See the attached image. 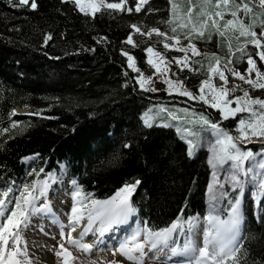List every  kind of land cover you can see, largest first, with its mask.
<instances>
[{"label": "trees", "instance_id": "16d2710c", "mask_svg": "<svg viewBox=\"0 0 264 264\" xmlns=\"http://www.w3.org/2000/svg\"><path fill=\"white\" fill-rule=\"evenodd\" d=\"M37 4L35 10L13 8L8 0H0V190L7 186L17 190L65 164L71 180L97 199L140 180L132 201L142 223L153 230L169 226L178 216L185 223L190 216L205 215L211 174L206 154L200 150L188 158L186 145L174 130L143 124L142 115L149 107L175 102H167L162 93L140 90L137 75L121 52H129L147 76L153 74L147 47L171 59L172 54L159 44L160 37L134 36L135 45L126 43V38L133 24L142 31L157 27L169 33L172 24L166 21L173 0H149L139 13L102 9L94 17L79 12L70 1L37 0ZM126 6L134 9L135 0H127ZM48 33L52 39L45 45ZM206 37L198 43L213 46ZM205 72L192 75L171 68L170 73L197 83ZM18 108L38 114L12 115ZM199 111L218 119L209 108ZM12 121L18 122L16 128ZM107 132H114V137ZM125 136L132 139L133 148L123 149L119 160L112 162V151ZM25 157L36 158L32 172L22 163ZM246 218L248 264H260L264 220L256 221L252 202L247 204Z\"/></svg>", "mask_w": 264, "mask_h": 264}, {"label": "snow or ice", "instance_id": "6c2138e0", "mask_svg": "<svg viewBox=\"0 0 264 264\" xmlns=\"http://www.w3.org/2000/svg\"><path fill=\"white\" fill-rule=\"evenodd\" d=\"M67 3L69 0H61ZM74 8L81 13L91 14L93 17L102 9L110 11H127L129 13H139L143 5L148 0H135V7L126 6L127 0H119V2H108V0H70ZM13 8L30 7L32 10L37 9V0H8ZM183 9V10H181ZM259 12L255 10V6L249 3L237 2V0H187L186 9L183 5L172 4V18L166 23L175 26L171 28L172 35L161 31L157 27H152L148 31L142 29L136 24L131 27L144 36L151 37L155 33L158 37H163L165 48H174L180 45L182 37L187 40L186 46H180L178 51L183 52V57H175V63L184 67H190L188 64L187 53L189 49L194 55L207 56V53H200L193 43L194 38L212 39V32L225 36L231 34L237 39L243 37V44L254 45L259 51L256 55L261 61H264V30L259 34L254 30L257 22L261 29H264V0H259ZM152 11V9H148ZM241 13L243 16H241ZM226 14L231 18L226 19ZM244 17L250 18V22H245ZM259 18V20H258ZM184 30L178 33L177 29ZM52 39V34L48 33L44 36L43 43L45 45ZM101 39L106 40L107 37ZM175 41V44L168 41ZM126 43L135 45L132 35H128ZM95 51V49H91ZM149 53L148 63L152 65L157 72L161 71V62L154 61L153 56H161L162 54L155 52L149 46L145 49ZM231 52V44H229ZM240 51H243L241 48ZM122 55L127 57L128 67L139 73L134 63V57L127 51L121 49ZM214 64H209V79L201 81L198 94L193 93L186 88L181 89L177 85H182L183 81H173L165 78L164 83L168 85L169 92H179L182 96L193 100L202 101L213 109L218 110V119L213 121L209 116L201 113H191L189 115H179L181 113H190L189 109H179L178 111H169L167 108L160 106L158 111L146 112L143 117V124L152 128L157 119L160 125L169 127V121H179L176 125V132L180 134V138L186 141L185 154L188 158L196 155L197 149L208 146L209 155L207 163L211 167L212 180L208 184V192L210 196V209L203 218L190 216L187 219V232L195 235V229L199 225V221L203 219L204 243L203 247L193 239H186L184 245L172 247L175 243L173 234L178 230L185 231L184 222L181 217L173 220L172 223L164 228L153 230L147 226L138 227L130 236H126L118 242V247H113V256L117 252L127 257L134 264H145L146 259L159 260L160 253H164L167 257L165 264H170L172 257H180L176 264H248L249 253L244 247V236L242 234L244 219L243 196L245 188L248 186L251 191L257 207H264V99L260 97H252L248 90L241 89L243 95H235L234 92L238 85H233L231 89L226 87L229 83L225 70L220 67V58L215 54H210ZM162 59H166L163 57ZM199 62V61H197ZM232 60L229 59L224 68L235 78L244 81L252 88L264 89V72L260 71L256 66V61L251 55L247 56L246 74H242L238 69L228 68ZM165 71H168L165 65ZM198 71V69H194ZM255 73V78H253ZM215 74L222 81L217 87L211 81V76ZM139 87L145 91H159L151 85L152 77H144L143 73L137 77ZM231 94V95H230ZM235 105L234 107L232 105ZM239 113H247V117L241 116L236 121V135L221 125V120L234 118ZM12 115H15L13 109ZM38 114V113H37ZM166 114L167 119L164 118ZM18 122L12 121V128L17 127ZM184 124V127H181ZM3 132L10 131L9 128H3ZM109 137H114V132H107ZM261 144V152L254 153L250 147L252 138ZM3 145H0L2 148ZM133 148L132 139L125 136L119 147H114L112 151V162L118 161L123 149L131 150ZM38 155V154H37ZM29 159L28 157L24 158ZM60 175L67 174L66 165L60 166ZM43 172L44 169L39 170ZM33 173L39 176V172L33 169ZM221 174L223 179H221ZM59 176L53 172H49L43 179L33 180L30 183L23 184L19 189V195L14 194V189L7 186L0 190V264H34L29 251L28 243L22 236V227H27L33 222V219L52 218V222L59 225V235L63 239L66 237L68 243L83 250L90 252L94 247L99 248L101 245L108 246L103 239L106 232L110 231L113 226L125 224L137 213V209L133 204L132 196L136 192L137 187L142 183L135 180L133 183H125L119 187L115 193L106 199H97L92 193H85L82 186L78 184L76 179L70 181L73 186L71 192L73 202L70 214L68 215V223L59 219L52 211V205L48 200L49 189ZM13 195L10 197L9 194ZM227 198L228 208L226 216L221 215L217 205L221 200ZM8 205H14L8 207ZM182 212V210H181ZM86 217V224L83 225L79 237L75 238L72 233ZM258 219L264 220V216L258 214ZM96 225V227H94ZM65 227L69 231L65 234ZM44 231L43 227H40ZM99 233L92 243L84 242L85 236L89 233ZM23 241V243H22ZM59 251H56L58 257L63 258V264H69L72 253L65 244H59ZM147 249V251H146ZM55 250V246H53ZM151 253V255H149ZM91 264H97L92 261ZM105 264H122L116 259L106 261ZM255 264V261H253ZM260 264H264V258Z\"/></svg>", "mask_w": 264, "mask_h": 264}, {"label": "rangeland", "instance_id": "374dc122", "mask_svg": "<svg viewBox=\"0 0 264 264\" xmlns=\"http://www.w3.org/2000/svg\"><path fill=\"white\" fill-rule=\"evenodd\" d=\"M241 1H244V0H237V2H241ZM173 3L183 5L184 9H186L187 0H173ZM248 3L251 6H255L256 9L260 10L259 9V0H248ZM143 7H144V5L142 6V8ZM181 10H183V9H181ZM133 11L135 12V10H133ZM257 12H259V11H257ZM88 15H91V14H88ZM241 16H243V15H241ZM171 18H172V7H171ZM225 18L228 19L231 17L226 14ZM244 19H245L246 23L250 22V18L244 17ZM258 20H259V18H258ZM173 26H175V19L174 18H173L172 27ZM171 28H170L169 33H168L169 36L172 35ZM254 30L259 34L264 29H261L259 22H257V25H256ZM177 31H178V33L182 34L184 30L178 28ZM211 34H212V39L210 42H214L213 46H211L210 44L208 45L206 43L205 44L198 43V40L201 38H194L193 39V43L196 44L198 51L200 53H207L209 55H207V56L194 55L191 52V49H189L187 56L189 58L188 64L190 65V67H184L183 70H181V66L177 65L175 63V60H174L175 57H183L185 55L183 52L178 51V48L180 46H186V44H187V40L184 39L183 37L180 41V45H177V47H174V48H165L164 47V39L165 38L160 37L161 39H158L159 44L164 49H166L167 51H169L172 54L171 59H162L163 55L152 57V59L154 61H162L161 65H160V67H161L160 72H157L156 69L148 63L149 53H147L145 51V54L147 57V63L153 70V74L150 75L152 77L153 83L151 85H146V87H153L154 86L155 88L159 89V91L153 92L150 90L149 91L142 90L139 87V83L137 81V77L142 72L139 71V73H138L134 69L129 68L137 75L135 78V81H136V84L140 90H142L144 92L151 93V94L162 93L166 96L167 102H175V103H165V104L153 105V106L149 107L143 113V115L146 112H149V110H151L152 112L158 111L160 106L167 108L169 111H178L179 109H189L190 113H187V114L178 112L179 115H182V116L183 115H189V117L191 116V113H197V114L200 113L199 109L202 107L209 108L213 112H216L218 114L217 109L211 108L209 105L204 104L202 101L193 100V99H190L188 97H184L179 92H169L168 91V85L166 83H164L165 78H170L174 82L178 80L175 77H173L172 74L170 73L171 68H173L174 70H178V71H187L189 74H192V75H199L200 71H206L205 74L203 76H201L200 80L197 83L189 82V77L185 75V78L183 80H180V81H183V84L177 85V87H180L181 89L186 88L187 90H190L193 93L198 94L201 81H203L205 79H209V64L215 63V61L213 60V58L210 55L212 53H215L220 58V67H221V69L225 70V74L228 76L229 83L226 85V87L231 89L234 84L239 86V88H237L236 91L234 92L235 95H243V92L241 89H246L249 91V93L252 97H260L261 99H264V89H257V88L250 87L244 81H240L238 78L233 77L231 75V73L224 68V66L227 64L228 60L231 59L232 63L227 65L228 68H235V69H238L242 74H246L245 70L248 66L247 65V56L251 55L253 57V59L256 61L257 68H259L260 71L264 72V61H261L259 59V57L256 55V52L259 50L255 49V46L251 45V44H248L245 46L243 44V40H244L243 37L239 38V40H238L236 36H233L231 34H228L225 36H220L219 34H217L215 32H212ZM131 35H132V37L144 36L141 33H137L134 29H133V32ZM152 36L158 37L155 33H153ZM144 37L150 38L148 36H144ZM168 42L172 43V44L176 43L175 41H170V40ZM229 44H231V52L229 51ZM130 45H133V44H130ZM241 48L243 49V51H240ZM155 52H157V51H155ZM197 61H199V62H197ZM127 65H128V61H127ZM165 65H167V67L169 69L168 71L164 70ZM194 69H198V71H196ZM252 75H253V78H255V73H253ZM144 77H148V76L144 75ZM211 81L217 87H219V85L221 83H223L222 81L219 80V77L215 74H213L211 76ZM180 103H183L186 106H182V105H180ZM232 106L234 107L235 105L233 104ZM20 112H17V113H20ZM143 115H142V117H143ZM247 115H248L247 113H239L234 118H229L228 120H221L220 122L225 123L226 125L224 127L227 128L229 131H231L233 133V135H236V121L241 116L246 118ZM164 118L167 119L166 114H165ZM178 123H180V122L179 121H169L170 126L164 127V126L160 125V120L157 119L156 122L153 124V126L170 128V129L174 130V132L180 138V134H178L176 132V125ZM184 126H185L184 124H181V127H184ZM182 141L186 145V141H184V140H182ZM252 141H254V142L246 145V147H250L254 153H260L261 152V144L257 143L255 141L254 137L252 138ZM200 150L204 151V153L206 154V157L208 158L209 150H208L207 144H205L201 148H198L196 154ZM33 163H34L33 158L28 159L27 162L24 161V164L27 166V168L29 170L31 169ZM209 168H210V172H211V167L209 166ZM59 175H60V173H59ZM63 177L66 179H64ZM67 178H68L67 175L66 176L63 175L61 179L66 180V182H68ZM221 179H223L222 174H221ZM211 180H212V177L210 174L209 183L211 182ZM19 188L21 189L22 186H20ZM14 194L16 196H18L20 193H19V191H16V192H14ZM244 194H246L245 206L250 202H253V203L255 202L253 196L251 195L250 188L248 186H246ZM12 195L13 194H9L10 197ZM65 199H67L68 200L67 203L70 204V205L66 204L65 206H68V208L70 206H72V202H73L72 195H70V196L66 195ZM12 206H14V205H8V207H12ZM206 207H207V214H208L209 209H210V196H209V192H208V187H207V194H206ZM217 208L220 211L221 215H223L228 208L227 198H224L223 200H221L220 203L217 205ZM255 214H256V212H255ZM67 218H68V216L66 215L65 221H68ZM201 218H203V217H201ZM85 219H86V217H85ZM65 221H64V223H65ZM47 223L48 222L44 223V221H42L41 219L37 220L34 218L33 222L31 224H29L27 227H22L21 234L28 243V251H29V254H30L32 260L34 261V264H37V263H40V264H63V258L58 257L56 255V251L60 250L59 244L61 242H63L65 244V247H67L69 249V251L72 253V258L69 259V264H91L92 261H97V264H105L106 261H110L113 259L121 261L122 264H134L133 261L126 259L127 257L123 256L122 254L120 255V254L116 253L115 256H113V252H112V248L118 247V242L120 240H123L126 236H130V230H128L124 234V237L119 238L117 241L115 239L111 240L110 241L111 243H107L108 244L107 247H105V246L100 247V248L94 247L90 254H83L77 248H71V246L70 247L67 246L66 237L62 239L59 235V232H60L59 227H57V226L53 227L52 225H49V223L48 224ZM65 225H67V224L65 223ZM41 226L43 227L44 231L40 230ZM185 229L187 231V228H185ZM64 231H65V234L67 235V233L69 231L68 227H65ZM173 236H174V234H173ZM191 236L195 238V235H191ZM191 236H189L188 232H186L185 236L182 235L181 232H179V234L176 237H174L175 243L172 244V247H176V246L182 247L184 245L186 239H193ZM22 243H23V241H22ZM113 244L116 246H114ZM53 246H55V250H53ZM146 251H147V249H146ZM149 255H151V253H149ZM159 255H160L159 260L146 259L145 264H165L167 257L164 255V253H160ZM179 259H180V257H172L170 264H176V262Z\"/></svg>", "mask_w": 264, "mask_h": 264}, {"label": "bare ground", "instance_id": "6f19581e", "mask_svg": "<svg viewBox=\"0 0 264 264\" xmlns=\"http://www.w3.org/2000/svg\"><path fill=\"white\" fill-rule=\"evenodd\" d=\"M17 110H16L17 112L21 111L20 113L27 111L25 109H17ZM27 161L28 160H25V162H27ZM66 175L68 176V178H67L68 182H66V180L61 179L63 175L62 176L59 175L60 179H58L54 184L51 185V187L49 189V193H48V200L50 201V203L52 205V211L63 222L65 221L66 215L68 216L70 214V211H71V206L69 208H68V206H65L66 204L70 205L69 203H67L68 200L65 199V196L69 195L74 190L73 186L69 182L68 171H67ZM64 179H66V178H64ZM243 197H246V194H244ZM242 199H244V198H242ZM254 209L256 212L255 216L258 217V214L260 215L261 209H260V207L259 208L257 207L255 202H254ZM134 218H135V215L133 217H131L127 223L113 226V228L110 231L105 233L107 238H103V239L106 242H108V241L110 242L113 239H115L117 241L119 238L124 237V234L128 230H130V235H131L138 227H140ZM244 219H245V215H244ZM41 220L44 221V223L48 222L49 225H52L53 227L54 226L59 227L58 224H55L52 222L51 217H48L47 219H41ZM86 222H87L86 219H84L81 222V225L76 228L75 232L72 233L73 237H75V238L79 237V233L82 231L83 225L86 224ZM65 223L67 224L68 221H65ZM205 226L206 225H205V222L203 221V219L200 220L198 227L195 229V238L193 237V240H195V242L200 247H203V243H204V228H205ZM94 227H96V225H94ZM242 234H243V230H242ZM96 236H99L98 232L89 233L88 237H90L91 240L88 243H92ZM117 253L120 254L119 252H117ZM37 264H40V263H37Z\"/></svg>", "mask_w": 264, "mask_h": 264}]
</instances>
